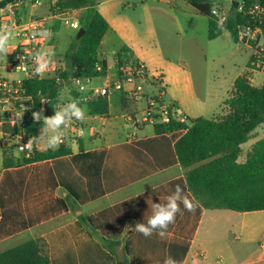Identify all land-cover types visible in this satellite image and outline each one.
<instances>
[{"label": "crops", "instance_id": "1", "mask_svg": "<svg viewBox=\"0 0 264 264\" xmlns=\"http://www.w3.org/2000/svg\"><path fill=\"white\" fill-rule=\"evenodd\" d=\"M21 1V22L40 21L51 33V37L41 43V49L51 48L54 52L49 70L42 78L54 76L58 69H67L65 54L72 33H65L67 41L62 50L58 49V38L64 33V26L76 31L69 23L77 21L81 24L87 9L59 13L57 10L51 12L56 2ZM160 1L177 3L176 0ZM125 3L129 4L128 0H100L96 5V10L110 25L101 43L103 52H98L99 59L107 64V73L86 82L87 89L114 84L119 74L118 58L125 48L148 68L149 82L145 85V92L151 94L165 89L166 102L177 103L190 119L194 111L192 105L205 106L207 102L197 98L187 85L182 95L167 92V88L171 89L180 78H184V71L169 63L170 68L164 74H158L155 71L158 66H148L125 41V28L120 15L115 13L117 7ZM44 5L48 7L46 11ZM11 44L15 50L18 39L14 37ZM13 53L0 58V75L11 81L22 80L21 74L12 73L7 66ZM253 71L248 66L240 76L248 73L251 80ZM238 77L231 82L232 89L227 90L228 97L222 100V104L230 97ZM98 79L102 81L98 82ZM72 84L76 88L72 80L64 82V87L60 88V97L65 93L66 98L60 100L59 105L70 100L81 102L80 94ZM133 88L130 84H125L124 90L112 87L106 97L109 104L107 115H91L88 104L81 102L87 109L86 120L83 123L73 120L65 141L57 148L61 145L69 148L72 153L67 156L31 164L24 163L23 157H14V166L4 168L5 135L0 128L3 139L0 253L38 240L44 243L45 254L52 264H119L122 257L127 264H163L169 256L178 264H264V245L263 249L258 247V241L264 238V222L252 219L263 211L208 210L198 202L193 213L181 204V212L164 238L157 234L146 238L132 230L125 231L129 226L134 228L137 222L146 223L152 203H164L177 185L197 201L188 189L186 170L181 167L175 152V144L185 131L173 128L158 135L155 131L157 125L140 124L136 128L134 121L143 118L148 103L129 98L125 92ZM27 114L22 112L24 117ZM35 148L41 152L49 150L43 140ZM242 153L240 163L246 161L241 159ZM114 236L122 241L119 256L105 249L101 242V238Z\"/></svg>", "mask_w": 264, "mask_h": 264}, {"label": "trees", "instance_id": "2", "mask_svg": "<svg viewBox=\"0 0 264 264\" xmlns=\"http://www.w3.org/2000/svg\"><path fill=\"white\" fill-rule=\"evenodd\" d=\"M21 0H3L0 6ZM56 2L51 12L64 13L71 10L87 9L80 27L85 34L80 40H74L65 54L68 68L58 69L54 76L27 79L24 89L29 99L27 106L32 110L44 109L45 116L54 114L60 103L58 87L61 81L67 83L76 79H96L106 76L107 64L98 56L101 43L110 25L96 10L100 0H46ZM199 14L208 18V37L210 40L220 38L228 31L236 43L238 27L250 21L248 12L255 4L264 7V0H231L232 8L224 29L218 28V19L212 14L216 0H183ZM234 2H239L235 8ZM123 51H126L124 48ZM249 68L253 70L252 61ZM101 66L102 70H97ZM46 101L47 103H43ZM32 102V107L29 106ZM227 114L215 119L198 117L189 119L190 127L174 125V130L188 128L187 132L175 144L178 161L186 170V181L189 191L206 209H228L245 213L264 211V138L259 140L249 152L244 163L239 162L241 146L246 144L253 132L264 124V82L256 87L249 74L240 76L235 81L230 97L224 102ZM91 115H107L109 104L106 97L92 99L88 103ZM43 128L42 122L27 119L23 130L31 137H37ZM3 133H15L17 128L8 124L1 127ZM156 134L169 132V126L157 125ZM37 143H35L36 145ZM13 148L3 144V166H14ZM69 148L61 145L59 149L41 152L35 148L30 158H24L26 164L43 162L70 155ZM72 207H75L71 203ZM85 223V221L83 220ZM105 249L119 256L122 241L119 237L101 238ZM0 264H52L45 254L42 241L31 240L3 253H0ZM119 264H127L125 257Z\"/></svg>", "mask_w": 264, "mask_h": 264}, {"label": "rangeland", "instance_id": "3", "mask_svg": "<svg viewBox=\"0 0 264 264\" xmlns=\"http://www.w3.org/2000/svg\"><path fill=\"white\" fill-rule=\"evenodd\" d=\"M176 1L177 3L128 0L129 4L119 5L115 13L120 15V21L125 28V41L133 46L148 66H158L155 70L158 74H164L163 72L170 68L169 63H174L184 71V78H180L179 83L171 89L167 88V92L182 95L187 85L194 90L197 98L207 102L205 106L192 105L194 111L190 119L220 118L227 114L222 100L228 97L227 90L232 89L231 82L234 78L248 70L253 51L243 43H236L228 31L220 38L210 40L208 18L183 0ZM215 5L226 6L229 11L232 8L231 0H216ZM47 8L46 5L43 6V10L46 11ZM66 27L64 26V33L58 38L59 50L63 49L67 41L65 33L68 31L72 33L69 48L77 39L79 30H67ZM102 52L100 46L99 53ZM253 72L251 82L256 87L262 86L264 71ZM72 87L75 88L73 84ZM62 97L64 100L66 94H62ZM263 138L264 124L259 126L250 140L242 146L241 159L245 161L253 146ZM2 140L0 135V161ZM15 145L10 143V146L14 147V157L22 158L24 155ZM259 214L252 219L264 222V211ZM263 245L264 238L258 241L259 248L263 249Z\"/></svg>", "mask_w": 264, "mask_h": 264}, {"label": "built area", "instance_id": "4", "mask_svg": "<svg viewBox=\"0 0 264 264\" xmlns=\"http://www.w3.org/2000/svg\"><path fill=\"white\" fill-rule=\"evenodd\" d=\"M22 5V1H15L8 3L4 7L0 6V24L14 26L13 34L19 41V45L14 50L7 66L12 73L23 76L22 80L11 81L0 75V128L4 124L17 128V132L13 134L4 133L5 143L16 144L15 146L24 155L23 157L30 158L34 154L35 143H33L31 148L27 147V143L32 137L24 132L23 127L25 120L33 119L32 112L38 110H32L27 106L26 103L29 99L26 96L23 83L27 79L43 77L35 73V63L31 54L41 49V43L45 39L44 33L47 30L40 21L22 23L19 18V10ZM212 14L218 20L223 18L227 21L230 11L226 6L214 5ZM248 15L251 20L245 25L238 27V39L241 43L253 49V70L264 71V7L260 4H255L250 8ZM69 24L74 29H80V24L77 21ZM117 64L119 74L113 85L110 84L104 88L88 90L86 82L91 79L74 80L81 102L88 104L94 98L108 97L112 87L117 90H124V85L130 84L134 88L126 91V95L137 101L146 100L148 103L143 118L134 121L136 128L140 124L169 126L171 121L173 125L190 127V121L183 109L177 103L166 102L165 89H160L157 93L151 94L145 92V85L149 82V71L147 66L136 59L132 52L123 51L118 58ZM97 70H102V67L98 66ZM155 78L159 79L161 77L155 76ZM23 111L28 112L26 117L22 115ZM182 130L186 133L188 128Z\"/></svg>", "mask_w": 264, "mask_h": 264}, {"label": "clouds", "instance_id": "5", "mask_svg": "<svg viewBox=\"0 0 264 264\" xmlns=\"http://www.w3.org/2000/svg\"><path fill=\"white\" fill-rule=\"evenodd\" d=\"M215 14V12H213ZM225 20L222 18L218 20V28L224 29ZM13 27L9 24H0V58H7L14 50L11 41L14 39ZM75 27V25H73ZM51 33L45 31L44 38H50ZM35 63V73L37 75H45L50 67L54 52L51 48H45L35 51L31 54ZM63 100V97L59 98ZM43 103H47L43 101ZM44 109L33 111L32 117L36 122H42L43 128L37 137H32L27 143V147L31 148L33 143L44 141L46 149L55 150L63 143L67 137L68 129L73 120L83 123L86 120L87 109L80 101L70 100L66 103L60 104L54 109V114L51 116L43 115ZM22 117V116H20ZM181 204L188 212H195L198 201L190 198L185 194L180 185L175 187L174 192L166 197L164 203H152L151 215L148 216L146 223L137 222L134 228L131 226L125 228V231L132 230L140 233L144 237H151L157 234L164 238L167 235L169 226L175 223L177 214L181 212ZM163 264H178L171 256L166 257Z\"/></svg>", "mask_w": 264, "mask_h": 264}, {"label": "water", "instance_id": "6", "mask_svg": "<svg viewBox=\"0 0 264 264\" xmlns=\"http://www.w3.org/2000/svg\"><path fill=\"white\" fill-rule=\"evenodd\" d=\"M10 3V1H8ZM235 5V8H239L240 6V3L239 2H234L233 3ZM85 34V29L80 27L79 31H78V34H77V40H80ZM59 88H62L64 87V81H61L58 85ZM29 106L32 107V102H29ZM174 126H173V122L171 121L170 122V125H169V129L170 130H173Z\"/></svg>", "mask_w": 264, "mask_h": 264}]
</instances>
